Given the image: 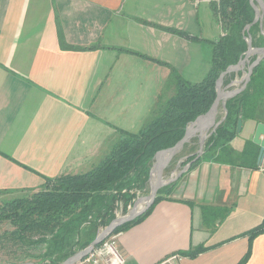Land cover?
Returning <instances> with one entry per match:
<instances>
[{
	"label": "crops",
	"instance_id": "0c3cea01",
	"mask_svg": "<svg viewBox=\"0 0 264 264\" xmlns=\"http://www.w3.org/2000/svg\"><path fill=\"white\" fill-rule=\"evenodd\" d=\"M212 2L0 0V193L18 197L45 177L97 166L120 131L137 133L173 95L171 68L187 82L202 80L224 35ZM258 122L264 99L228 143L233 154L216 160L208 152L185 170L187 156L177 160L171 174L183 172L170 195L116 235L125 264H154L197 245L209 248L180 264H235L243 256V234L264 217V169L240 157ZM203 206L224 208V217L204 224ZM244 264H264V232Z\"/></svg>",
	"mask_w": 264,
	"mask_h": 264
},
{
	"label": "trees",
	"instance_id": "16d2710c",
	"mask_svg": "<svg viewBox=\"0 0 264 264\" xmlns=\"http://www.w3.org/2000/svg\"><path fill=\"white\" fill-rule=\"evenodd\" d=\"M212 1L213 13L224 35L214 42L211 65L203 79L195 83L187 82L171 68V76L175 80L173 95L159 105L156 115L137 133L120 131V138L97 166L84 173L45 177L39 190L0 202V224L8 222L12 227L11 231L0 234V243L7 240L20 243L25 249H20L23 259H35L38 264H42L43 260H49L51 264H61L95 238L94 222H90L87 227L84 225L89 216L104 214L106 204L111 203L113 199V190L132 187L143 178L146 181L155 153L172 147L182 138L187 124L208 111L216 97V79L229 65L237 63L245 55L248 48L246 34H251L253 47L261 48L264 45V36L256 35L260 29L259 25L263 22L258 20L252 23L255 12L249 0ZM246 25H250L248 31L245 30ZM173 32L188 36L182 31ZM57 34L61 46L68 47L63 41L60 28ZM95 47L97 45L87 48ZM257 56L259 55L254 58L250 56L247 65L253 63ZM233 73L224 76L222 88H234L235 85L230 84L233 81ZM263 99L264 58L252 69L246 87L226 100L227 113L224 120L206 138L203 154L191 166L208 152L212 153L216 160L222 159L221 153L233 154L228 143L237 135L236 123L239 114L242 122L254 120L256 108ZM188 142L183 145L182 150H186L195 140ZM195 143L197 146V141ZM196 153L197 150L189 149L181 165L192 161ZM185 155L176 157L175 162ZM257 155V146L252 141H248L240 153L241 158H253L251 167H256ZM174 185L175 181L161 187L154 202L143 214L116 227L112 234L141 222L159 200L170 195ZM224 214V208L202 207V220L207 225H214ZM110 221L111 219H108L104 224L107 225ZM263 232L264 217L259 224L243 234L247 237V250L235 264H244L248 260L253 238ZM208 248L197 245L181 254L194 257Z\"/></svg>",
	"mask_w": 264,
	"mask_h": 264
},
{
	"label": "water",
	"instance_id": "95a60500",
	"mask_svg": "<svg viewBox=\"0 0 264 264\" xmlns=\"http://www.w3.org/2000/svg\"><path fill=\"white\" fill-rule=\"evenodd\" d=\"M250 4L255 12V16H254L252 23L257 22L258 20H262L264 18V0H250ZM249 26L250 25H246V29H248ZM246 41L248 44V49L246 50L244 57L241 58L236 64L229 65L223 72L220 73V75L216 79V82H215L216 97L212 105L208 109V111L205 112L204 114L197 116L193 121H191L186 126L185 132L182 138L179 141H177L172 147L160 150L155 153L154 155L155 163L153 165V168L150 169V176L155 174L156 178L153 184L151 185L150 193L145 198V202L142 204V206L141 207L134 206L131 209V211L127 213L125 216L109 223L107 226H105L102 229V231H100L95 236V238L84 249L68 257L61 264H73L79 258L88 254L93 249V247H95L102 240H104L108 235H110L116 227L128 221H131L137 216L143 214V212H145L154 202L157 191L161 187L174 181L183 172V170H181L177 174L172 173L170 177L162 180V172L167 162L170 160V158L173 155H175L182 148L184 143H186L192 136H194L195 133H198L199 148H198V151L194 159L185 165L184 170L187 169L195 160H197L203 154V145H204L206 138L212 132H214L216 127L224 120L226 116V113H227L226 108H225L226 100L240 93L246 87L250 79L252 69L260 62L262 58H264V46L261 48H253L251 46L250 37H248ZM256 52L259 53V56H257L255 61L248 66L247 70L245 71L244 76L239 79L233 80L230 83L232 85H237L242 82L241 85L238 88H234L232 90H224L222 88L224 76L227 73L243 69V66L246 63V59L248 58V56ZM219 103H221L223 107L224 115L222 119L216 121L215 115H216V111H217ZM241 128H242V119H241V114H239V118L236 123V132L239 133L241 131ZM252 142L259 146V151L257 155V164L260 165L262 158L264 156V122H258L256 124L253 137H252ZM18 264H35V263L26 262V263H18Z\"/></svg>",
	"mask_w": 264,
	"mask_h": 264
},
{
	"label": "rangeland",
	"instance_id": "374dc122",
	"mask_svg": "<svg viewBox=\"0 0 264 264\" xmlns=\"http://www.w3.org/2000/svg\"><path fill=\"white\" fill-rule=\"evenodd\" d=\"M249 3H250V0H249ZM259 21L263 22V23H262V25H259L260 29H259V32L256 33V35L264 36V18L262 20H259ZM248 29H246V26H245V30L248 31ZM250 35L251 34L249 32H248V34H246V40H247L248 37H250V40L252 42V39H251ZM261 41H263V39ZM253 48H257V47H253ZM256 53L257 54H255V53L252 54L251 57L254 58L255 55H259L258 52H256ZM248 63H249V61L247 60L245 65L243 66V69L238 70V71H233L234 73H233L232 80L239 79V78L244 76L245 71L248 68V65H247ZM232 65H234V64H232ZM241 83L235 85L234 88H238L241 85ZM222 87H223V83H222ZM234 88L233 87L232 88H227L226 90H231V89H234ZM223 89H225V88H223ZM223 115H224V110H223V107H222L221 103H219L217 111H216V115H215L216 121L222 119ZM194 140H195V142L197 141V146H196V143L194 142V143L190 144V146L188 145V148H187L188 150L187 149L186 150L185 149L184 150L181 149L179 152H177L172 157V159L168 163L167 167L162 172V180H164V179L168 178L169 176H171V171L173 170L174 165H175L174 163H176L175 162V159H177L176 157L187 154L189 149H190V151H196V150L198 151V148H199L198 140H197V138H194ZM185 159H186V157H183V158H181L180 161H183ZM246 159L249 160L250 157L247 156ZM154 163H155V160L153 159V163H152L150 169L153 168ZM183 168H184V166L181 167V169H183ZM149 173H150V171H149ZM173 173L176 174L177 172L173 171ZM155 178H156V176H155V174H153L152 176H150V179L148 177V179L145 181V179L143 178L138 183H135L132 187L123 188V189L117 190V191L113 190V192H112L113 193V195H112L113 199H112L111 203H109V204L107 203L106 204L107 207H106V211L104 212V214H102V216L100 215V216H96V217L89 216L88 221L85 223L84 227H87L90 222H94V225L96 226L95 232H96V235H97L100 231H102V229L105 226L108 225V224L107 225L104 224V222L106 220L111 219V221H110V223H111L112 221L125 216L127 213H129L131 211V209L134 206L138 207L139 205H142L145 202V198L150 193L151 185L153 184ZM10 197H12V196L3 195V194L0 193V202H2L3 200L12 199ZM128 229L129 228H127L126 230H128ZM11 230H12V227L10 226V224L8 222H3V223L0 224V234L3 233L4 231H11ZM126 230H124V231H126ZM112 235H117V233L110 234L106 238H108V237H110ZM20 249L25 250L24 247L20 243H15V242H13L11 240H7V241H4V242H1L0 243V264H18V263H26V262L38 264L37 260H35V259H29V258L23 259L22 258L23 253H22V250H20ZM81 250H79V251H81ZM18 260H20V261H18ZM42 264H51V262L49 260H43Z\"/></svg>",
	"mask_w": 264,
	"mask_h": 264
},
{
	"label": "built area",
	"instance_id": "2783aa9c",
	"mask_svg": "<svg viewBox=\"0 0 264 264\" xmlns=\"http://www.w3.org/2000/svg\"><path fill=\"white\" fill-rule=\"evenodd\" d=\"M260 167L264 169V156ZM115 238L116 235H112L102 240L88 254L73 264H125V259L115 246ZM182 259L183 255L180 252H173L154 264H180Z\"/></svg>",
	"mask_w": 264,
	"mask_h": 264
},
{
	"label": "bare ground",
	"instance_id": "6f19581e",
	"mask_svg": "<svg viewBox=\"0 0 264 264\" xmlns=\"http://www.w3.org/2000/svg\"><path fill=\"white\" fill-rule=\"evenodd\" d=\"M249 56H250V55H249ZM249 56H248V57H249ZM247 60H248V58L246 59V61H247ZM141 206H142V205H139L138 207H141Z\"/></svg>",
	"mask_w": 264,
	"mask_h": 264
}]
</instances>
